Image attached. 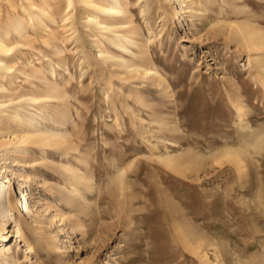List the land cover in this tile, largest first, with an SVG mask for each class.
<instances>
[{
  "label": "rangeland",
  "instance_id": "374dc122",
  "mask_svg": "<svg viewBox=\"0 0 264 264\" xmlns=\"http://www.w3.org/2000/svg\"><path fill=\"white\" fill-rule=\"evenodd\" d=\"M123 2L126 14L111 17L79 0H0L1 33L17 15L26 23L0 52L15 69L0 89L11 76L16 88L0 90V225L12 209L17 258L5 264H264V138L253 144L264 132V50L232 39L237 24L264 29V0ZM92 13L117 28L89 26ZM53 120L66 139L37 141ZM228 148L239 162L220 157ZM165 156L196 166L182 174Z\"/></svg>",
  "mask_w": 264,
  "mask_h": 264
},
{
  "label": "bare ground",
  "instance_id": "6f19581e",
  "mask_svg": "<svg viewBox=\"0 0 264 264\" xmlns=\"http://www.w3.org/2000/svg\"><path fill=\"white\" fill-rule=\"evenodd\" d=\"M11 1V0H10ZM81 3H84V5L86 6H90V7H93L94 9H96L98 12H102L103 14L106 13L107 15L113 17V16H117V15H122L124 16L126 14V10L124 9V5H123V1L122 0H98V1H95V0H79ZM125 1H128V0H125ZM43 2V1H41ZM47 2V1H45ZM74 2V1H73ZM32 3H30L31 5ZM74 4V3H73ZM126 4V2H125ZM36 5V4H35ZM41 5V4H39ZM38 5V6H39ZM72 5V4H71ZM70 5V6H71ZM34 6V5H33ZM37 6V7H38ZM77 6V5H76ZM36 7V6H34ZM44 7V6H42ZM46 7V6H45ZM69 7V6H68ZM73 7V6H72ZM49 8V7H48ZM71 8V7H70ZM68 9V8H67ZM66 9V10H67ZM39 10V9H38ZM182 11H180V13H184V9H181ZM73 11V10H72ZM85 11V10H83ZM51 11L49 10H46L44 8H42L40 10V13L41 14H46V15H49ZM94 12V11H93ZM36 14L34 15V18L33 20L36 22V24H41V23H44V18L41 16V14ZM75 13V12H73ZM9 14V13H8ZM7 14V15H8ZM15 15V14H14ZM69 15V14H68ZM10 16V15H9ZM87 18V22L88 24H90L89 26L91 25H96V26H99L100 28L102 27L104 30H108L109 29H112L114 30V23H111V22H107V21H100L99 20V13H92L91 15H86L85 16ZM8 18V17H7ZM9 19V18H8ZM12 19V18H10ZM67 21V20H66ZM9 22V20L7 21ZM5 22V23H7ZM10 24L6 25V26H3L4 29H3V32L1 33L0 32V52H3V53H6L7 55L11 53V50H14L15 48H12L10 45H8L6 42L7 40H9L10 38L14 40V42H19V39L18 38H22L24 37L25 35V30H26V23L24 22V20L19 17V15H17L16 17H14V19L12 21L9 22ZM56 23V22H55ZM67 23V22H66ZM74 23V22H73ZM123 23V22H122ZM5 25V24H4ZM125 25V24H124ZM113 26V27H112ZM118 26V25H117ZM237 30L235 31L234 33V36L235 37H232V39H236V38H239V42H242V44L246 45L248 48L250 49H258V50H264V29H262L261 27L259 26H256L254 24H251V23H244V24H237ZM117 28V27H115ZM53 30V29H52ZM52 30L51 33L53 32ZM107 31V32H108ZM116 31V30H115ZM233 32V31H232ZM50 33V32H49ZM105 33V32H104ZM232 34V33H231ZM233 35V34H232ZM93 36V35H92ZM121 37H126V35L124 36V34L122 33H118L117 34V37L114 38V41L113 42H116V44L122 48L123 50H127L128 49V46L123 43L121 41ZM131 37V36H129ZM127 38V40L129 42H134V39L133 38ZM45 40V39H44ZM126 40V39H125ZM136 40V39H135ZM21 41V39H20ZM125 42V41H124ZM21 43V42H20ZM127 43V42H126ZM128 44V43H127ZM130 44V43H129ZM19 46V45H18ZM53 47V46H52ZM130 49V48H129ZM103 49L99 50V53L102 54L103 53ZM133 52V51H132ZM6 55V56H7ZM0 56H1V53H0ZM10 56V55H9ZM8 56V57H9ZM12 57V56H11ZM5 58V57H4ZM3 56L0 57V74H2V72H9V70H12V67L10 66L8 60L6 61V59H4ZM29 61V60H28ZM50 61V60H49ZM63 61V60H62ZM258 65H259V68L263 70L264 72V58H259L258 60ZM11 63V62H10ZM45 68V67H44ZM15 70V69H14ZM67 70V69H66ZM261 70V71H262ZM22 72V71H21ZM48 72V71H47ZM52 73L54 74V70H52ZM25 74V73H24ZM39 75V74H38ZM263 75V74H262ZM55 76V75H54ZM7 77V76H6ZM263 77V76H262ZM8 78V77H7ZM41 78V77H40ZM49 77H47L48 79ZM263 80V78H262ZM264 81V80H263ZM10 83V87H2V89L0 90H4V91H15V87H14V82H13V76H11V79L9 81ZM59 88V87H58ZM32 91V90H31ZM50 93V92H49ZM51 94V93H50ZM19 96V95H18ZM14 97V96H13ZM20 97V96H19ZM42 97V96H40ZM39 96L37 95H33V94H30V96L28 97H24V100H29L30 102L31 101H38L40 99ZM43 97H46V98H49V96H43ZM19 99V98H18ZM42 99V98H41ZM40 99V100H41ZM17 100V99H16ZM15 100V101H16ZM23 100V99H22ZM12 101V100H11ZM27 102V101H26ZM20 103V102H19ZM23 103V102H21ZM34 103V102H33ZM37 103V102H35ZM6 104V102H2L0 101V109L2 108V106H4ZM41 104H42V101H41ZM44 106V104H43ZM47 106V105H46ZM22 108V107H21ZM243 108V107H242ZM241 108V109H242ZM36 110V109H35ZM239 110V109H238ZM242 111V110H240ZM50 113V112H49ZM244 113V112H243ZM23 113L19 112V111H16L14 114L11 115V117L13 118V120L15 122H19L20 119L23 117L22 116ZM242 115V114H240ZM44 116V115H43ZM48 116V115H47ZM243 116V115H242ZM52 117V116H50ZM246 117V116H245ZM41 118H42V115H39L37 113V115L35 117H32L29 119V121L27 122L28 123V128H32L34 126H37L38 124L41 123ZM58 128L57 129H53L51 127H46V129L43 128V130H39V133L36 135V140L37 141H40L41 143L43 142L46 143V142H53L55 144H60L63 139L66 137L65 135V132L61 129V126H64L65 125V122L64 121H56V120H53ZM248 122V121H247ZM50 123V122H49ZM242 123V122H241ZM244 123V122H243ZM246 123V121H245ZM250 123V122H248ZM244 125V124H243ZM242 126V125H241ZM252 127V125L249 124L246 126L244 125V128H250ZM29 131V129H28ZM32 131V130H31ZM66 131V130H65ZM37 132V130L35 131ZM35 137V135L33 136ZM263 138H264V132L263 133H258L256 134V138L254 139L253 141V144H257L258 143L260 144L262 141H263ZM66 139V138H65ZM36 141V142H37ZM35 142V141H34ZM220 157L222 159H227L229 161H233V162H239L241 160V155L239 154V152L236 150V149H231V148H228V149H225L222 154H220ZM161 161L166 165L168 166L169 168L177 171V172H180L182 174H187L189 171H191V169H193L194 166H196V163L193 162V160H191L190 158H187L185 156H165V157H162L161 158ZM224 161V160H222ZM74 173V172H73ZM75 177V179L77 177H79V175L77 174H74L73 175ZM7 185L5 183V181H0V200H1V197L3 195H5L6 193V190H7ZM21 194L22 196L20 197L21 198V202H20V205H21V211L22 213H29L30 212V199H29V196H28V193L27 191H24V190H21ZM13 199L15 200V198L13 197ZM1 208V207H0ZM6 213L4 214V217L2 218V224L0 225V239L3 241V244H2V248L0 249V256H1V260H0V264H5L7 262H15L17 260L16 258V255L15 253L12 251V248H11V245H9V235L7 233V227H6V217L10 216L12 214V209H6L5 211ZM182 239V238H181ZM180 239V241H182ZM55 245L54 242H52V246ZM185 245V244H184ZM186 247V246H185ZM195 247V246H193ZM192 247V250L196 252L197 249H194ZM31 249V248H30ZM198 251V250H197ZM197 253V252H196ZM51 263L53 261V259H50ZM49 261V260H48ZM48 262V264L50 263ZM50 263V264H51Z\"/></svg>",
  "mask_w": 264,
  "mask_h": 264
}]
</instances>
